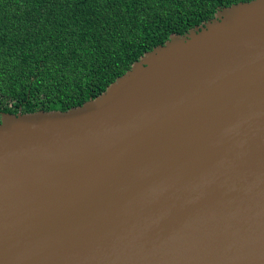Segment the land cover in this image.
I'll return each instance as SVG.
<instances>
[{
    "label": "water",
    "instance_id": "water-1",
    "mask_svg": "<svg viewBox=\"0 0 264 264\" xmlns=\"http://www.w3.org/2000/svg\"><path fill=\"white\" fill-rule=\"evenodd\" d=\"M0 264H264V0L81 105L2 112Z\"/></svg>",
    "mask_w": 264,
    "mask_h": 264
},
{
    "label": "trees",
    "instance_id": "trees-1",
    "mask_svg": "<svg viewBox=\"0 0 264 264\" xmlns=\"http://www.w3.org/2000/svg\"><path fill=\"white\" fill-rule=\"evenodd\" d=\"M240 1L0 0V121L81 105L146 51Z\"/></svg>",
    "mask_w": 264,
    "mask_h": 264
}]
</instances>
